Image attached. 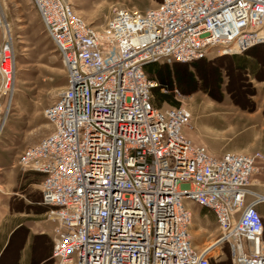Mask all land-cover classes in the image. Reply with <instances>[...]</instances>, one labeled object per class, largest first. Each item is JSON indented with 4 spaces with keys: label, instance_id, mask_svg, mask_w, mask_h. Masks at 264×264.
<instances>
[{
    "label": "built area",
    "instance_id": "2783aa9c",
    "mask_svg": "<svg viewBox=\"0 0 264 264\" xmlns=\"http://www.w3.org/2000/svg\"><path fill=\"white\" fill-rule=\"evenodd\" d=\"M66 70L44 109L52 130L18 164L40 173L54 264H211L227 244L232 264H264V195L249 189L264 155L212 154L184 133L183 106L156 107L144 66L238 54L264 44V0H160L113 7L97 28L69 0H31ZM8 63V68H6ZM12 37L0 41V98L14 88ZM0 104V117L10 109ZM5 110V111H4ZM1 120V119H0ZM256 199L246 202L248 194ZM210 211L219 235L192 245V212Z\"/></svg>",
    "mask_w": 264,
    "mask_h": 264
},
{
    "label": "rangeland",
    "instance_id": "374dc122",
    "mask_svg": "<svg viewBox=\"0 0 264 264\" xmlns=\"http://www.w3.org/2000/svg\"><path fill=\"white\" fill-rule=\"evenodd\" d=\"M69 1L86 22L99 28L111 17L115 6L143 11L156 6L160 0ZM5 23L9 25V32L4 28ZM4 31L12 37L15 71L11 98L8 94L0 98L3 109L9 101L11 104L6 117H0V150L4 156H12L52 130L43 111L63 89L67 80L61 56L31 0H0V41ZM230 56L219 55L217 49L213 48L205 58L213 60V64L221 68L220 87L213 84L217 76L213 70H209L208 83L198 81V87L192 93L181 92L176 81L171 86L155 79L158 83L155 88L160 94L171 95L176 106H183L189 112V123L183 133L194 143L204 145L215 155L256 151L264 155V82L236 72L228 76L229 71L224 68L228 62L224 57ZM169 64L173 72L174 64H178V69L183 73L197 72L191 66L185 69V63L182 62ZM199 65L207 67L202 62ZM154 98L156 101L155 94ZM161 105L171 107L166 101ZM249 189L264 195V158L251 178ZM251 199L256 197L250 193L246 202ZM182 203L192 212L189 228L192 245L201 249L219 235L214 215L191 199H182ZM217 248L210 263L232 264L227 244ZM4 261L0 260V264H4ZM44 264H53V261L48 259Z\"/></svg>",
    "mask_w": 264,
    "mask_h": 264
},
{
    "label": "crops",
    "instance_id": "0c3cea01",
    "mask_svg": "<svg viewBox=\"0 0 264 264\" xmlns=\"http://www.w3.org/2000/svg\"><path fill=\"white\" fill-rule=\"evenodd\" d=\"M19 154L4 156L0 150V260L5 259L4 264H44L50 259L53 224L44 219L45 208L40 204L43 176L23 171ZM262 203L257 209L263 216Z\"/></svg>",
    "mask_w": 264,
    "mask_h": 264
},
{
    "label": "trees",
    "instance_id": "16d2710c",
    "mask_svg": "<svg viewBox=\"0 0 264 264\" xmlns=\"http://www.w3.org/2000/svg\"><path fill=\"white\" fill-rule=\"evenodd\" d=\"M227 55V54H226ZM206 58V57H205ZM205 58L198 59L192 62H185V69H188L189 66L193 67L197 72L186 71L183 73L178 69V64L175 65V71L173 72L172 66L169 63L163 62H152L144 66V70L147 75L158 80L160 83L164 82L167 85H173V82L176 81V84L181 92L184 94H189L195 91L198 87V81L203 82L204 84L208 83V71H214L217 76L213 84L217 87H220L221 84V68L213 64V60H205ZM228 62L225 69H228V76H232L233 72L239 73L241 75L249 76L258 81H264V44H257L242 54H231L230 57H224ZM206 64L207 67H200L199 63ZM177 63V62H174ZM228 65V66H227ZM175 79V80H174ZM156 95V101L154 98ZM170 103V106H176L177 103L171 98V95L160 94L157 88L152 90V103L156 107H161L162 102ZM264 115V109H263Z\"/></svg>",
    "mask_w": 264,
    "mask_h": 264
},
{
    "label": "bare ground",
    "instance_id": "6f19581e",
    "mask_svg": "<svg viewBox=\"0 0 264 264\" xmlns=\"http://www.w3.org/2000/svg\"><path fill=\"white\" fill-rule=\"evenodd\" d=\"M4 28L9 32V25L7 23L4 24ZM8 68V66H6ZM256 196H260L259 194L255 193Z\"/></svg>",
    "mask_w": 264,
    "mask_h": 264
}]
</instances>
